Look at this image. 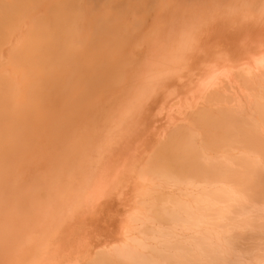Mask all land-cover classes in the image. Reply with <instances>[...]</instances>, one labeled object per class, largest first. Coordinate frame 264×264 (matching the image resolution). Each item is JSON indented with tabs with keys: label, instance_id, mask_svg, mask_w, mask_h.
Masks as SVG:
<instances>
[{
	"label": "rangeland",
	"instance_id": "obj_1",
	"mask_svg": "<svg viewBox=\"0 0 264 264\" xmlns=\"http://www.w3.org/2000/svg\"><path fill=\"white\" fill-rule=\"evenodd\" d=\"M75 1L81 20L60 57L12 56L30 16L0 35V264H264V196L177 182L155 163L188 126L207 161L264 172V151L242 137L264 139V0ZM97 29L107 46L93 58L84 36ZM198 107L222 121L221 146L188 115ZM158 195L168 211L188 201L187 214L158 215Z\"/></svg>",
	"mask_w": 264,
	"mask_h": 264
},
{
	"label": "bare ground",
	"instance_id": "obj_2",
	"mask_svg": "<svg viewBox=\"0 0 264 264\" xmlns=\"http://www.w3.org/2000/svg\"><path fill=\"white\" fill-rule=\"evenodd\" d=\"M28 16H30V23L27 26V32L20 41L19 48L13 50L12 56H22V61H24L27 53L35 48H40L43 49L48 58H57L66 52L67 47L64 45H73L72 39L68 38L75 36L81 20L77 1L0 0V35L3 31L11 33L15 29L14 26H18L19 24L21 25ZM84 33H86L85 29ZM87 33L88 34L84 36L85 43L91 41L97 44V46H95V48L88 54L94 58L99 55L104 46H107L106 39L102 38L106 34V31L97 29ZM58 34L59 36L57 37ZM64 34L65 36L61 37V35ZM2 46L3 43H0V48H2ZM90 65L91 63L88 64L87 67ZM111 65L115 67L118 66L119 63L111 62ZM103 76H105L103 77L105 79L101 83L102 85H100V83L99 85L104 86V89L109 92L111 85L114 82H117L116 77H108L107 71ZM95 85L96 84L94 82V86ZM114 87L116 86L114 85L112 88ZM8 102L9 100L6 93L1 91L0 105H5ZM24 112L26 113L25 110ZM9 113L11 114V111H9ZM18 114L23 115V113L17 111V115ZM188 115L194 118V123L202 129L208 146L214 148L215 146L219 147L222 145L225 137L227 136V131H224L225 127H222L223 125L221 120L213 118L210 112L207 111L206 113L199 107L193 108L188 112ZM19 116L20 115H18V117ZM74 118H77L75 120L80 123L81 113H79L78 117L75 115L73 119ZM16 121H18L16 123H19V120ZM186 128L189 132L181 126L174 127L171 132L170 129H172V127L168 129L169 131L166 130L168 133L170 132L169 134L164 130V133H167L169 136V139H166L168 142L165 147L160 146L157 147V149L155 148L161 154L160 162H155L157 166L159 164V167H157L158 171L160 169L163 171L162 173L160 172L161 176L165 178H173L177 182L188 181L189 183L199 179H206L207 181L221 180L222 182L230 181L237 183L241 187L242 191H250V194L255 196H264V172L259 170L255 163L251 164L241 161V168L239 170H234L228 164L225 165V163H221L225 165V170L227 171V174L223 175L222 165L220 163L213 164L204 158L203 150L192 144L194 141L191 130L188 126H186ZM210 128H212L211 133ZM160 136L162 137V135ZM242 137H248L246 142L254 147L256 151H264V139L262 140L259 134L257 137L255 133L243 131ZM212 174H215L216 177L211 176ZM237 189L240 194H243L239 188ZM215 191L216 190L214 189L213 193L216 197L218 194L215 193ZM246 194H248V192H246ZM162 198L163 197L161 195H158L157 198L155 196V199L152 201L153 208L158 215H176L178 212H184L187 214L184 208L190 206L188 201L179 203L180 200L175 197L176 199L172 201L174 204V210L168 211L166 207L160 205ZM171 199H173V197ZM154 260L153 264H191L193 262V260H185L181 255L172 256L171 254L158 255L157 258H154ZM91 264H96V262Z\"/></svg>",
	"mask_w": 264,
	"mask_h": 264
}]
</instances>
